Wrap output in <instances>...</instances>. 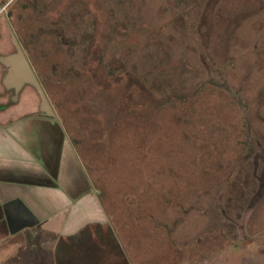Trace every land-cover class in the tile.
Masks as SVG:
<instances>
[{
    "label": "rangeland",
    "instance_id": "374dc122",
    "mask_svg": "<svg viewBox=\"0 0 264 264\" xmlns=\"http://www.w3.org/2000/svg\"><path fill=\"white\" fill-rule=\"evenodd\" d=\"M12 35L103 218L0 264H264V0H0ZM5 75L0 122L40 113Z\"/></svg>",
    "mask_w": 264,
    "mask_h": 264
},
{
    "label": "crops",
    "instance_id": "0c3cea01",
    "mask_svg": "<svg viewBox=\"0 0 264 264\" xmlns=\"http://www.w3.org/2000/svg\"><path fill=\"white\" fill-rule=\"evenodd\" d=\"M16 108L18 115L0 122V241L13 244L22 236L42 244L40 236L44 234L45 239L53 236L74 244L79 228L103 218L99 211H85L93 194L77 153L55 118L42 114L40 109V113L35 110L26 114ZM15 199L29 208L37 223L12 234L4 206ZM77 208L81 211L80 227L72 215ZM8 210L14 216L20 211L18 204Z\"/></svg>",
    "mask_w": 264,
    "mask_h": 264
},
{
    "label": "water",
    "instance_id": "95a60500",
    "mask_svg": "<svg viewBox=\"0 0 264 264\" xmlns=\"http://www.w3.org/2000/svg\"><path fill=\"white\" fill-rule=\"evenodd\" d=\"M11 41L15 47V51L0 56V62L8 69V72L3 79L4 86L7 88L15 87L16 91H18L24 84L33 86L40 97V110L48 116H53L54 112L51 104L49 103L26 55L24 54V51L14 35H12ZM13 204H18L20 211L16 214L17 216H14L13 213L8 210V207ZM4 208L9 230L12 234L26 227H32L37 223L34 214L20 199L7 202Z\"/></svg>",
    "mask_w": 264,
    "mask_h": 264
},
{
    "label": "flooded vegetation",
    "instance_id": "af4514ba",
    "mask_svg": "<svg viewBox=\"0 0 264 264\" xmlns=\"http://www.w3.org/2000/svg\"><path fill=\"white\" fill-rule=\"evenodd\" d=\"M15 48V47H14ZM15 51V50H14ZM13 51V52H14ZM13 52H11V53H13ZM10 54V53H9ZM4 68H5V70H6V74H7V72H8V69H7V67H5L4 66ZM34 71V70H33ZM36 75V74H35ZM37 77V76H36ZM38 79V78H37ZM39 81V80H38ZM26 85H29V84H24L18 91H16V88L15 87H12V88H9V91L12 93L11 94V96H10V100L11 101H14V100H16L17 99V95L19 94V92L26 86ZM6 87V86H5ZM39 106H40V103H39ZM42 114H45L44 112H42V111H40ZM46 115V114H45ZM54 116V115H53ZM53 116H51V117H53Z\"/></svg>",
    "mask_w": 264,
    "mask_h": 264
}]
</instances>
